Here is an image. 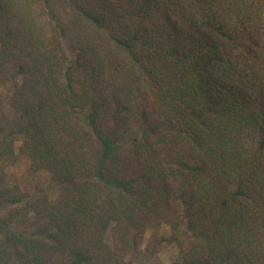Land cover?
I'll list each match as a JSON object with an SVG mask.
<instances>
[{"label":"trees","instance_id":"1","mask_svg":"<svg viewBox=\"0 0 264 264\" xmlns=\"http://www.w3.org/2000/svg\"><path fill=\"white\" fill-rule=\"evenodd\" d=\"M149 231L264 264V0H0V264H134Z\"/></svg>","mask_w":264,"mask_h":264},{"label":"rangeland","instance_id":"2","mask_svg":"<svg viewBox=\"0 0 264 264\" xmlns=\"http://www.w3.org/2000/svg\"><path fill=\"white\" fill-rule=\"evenodd\" d=\"M1 89L3 93L9 95L11 92V87L7 84H1ZM13 179L21 184L24 187H35L43 186L48 187L50 185V176L46 172L35 173L30 168V162L25 157L21 156L18 159L16 166L12 169ZM53 191V190H52ZM50 191V192H52ZM160 233L164 237H170V231L167 226H164ZM152 232L147 233V242L139 251L130 257L134 264H169L173 261L179 254L178 243L174 244H165V247L160 251V253L151 257L145 248L149 246V240L152 238ZM186 238L185 236H181Z\"/></svg>","mask_w":264,"mask_h":264}]
</instances>
